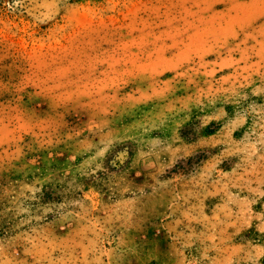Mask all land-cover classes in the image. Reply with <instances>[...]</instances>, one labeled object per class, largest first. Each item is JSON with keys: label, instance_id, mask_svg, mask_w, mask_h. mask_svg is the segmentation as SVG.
<instances>
[{"label": "rangeland", "instance_id": "rangeland-1", "mask_svg": "<svg viewBox=\"0 0 264 264\" xmlns=\"http://www.w3.org/2000/svg\"><path fill=\"white\" fill-rule=\"evenodd\" d=\"M0 264H264V0H0Z\"/></svg>", "mask_w": 264, "mask_h": 264}]
</instances>
